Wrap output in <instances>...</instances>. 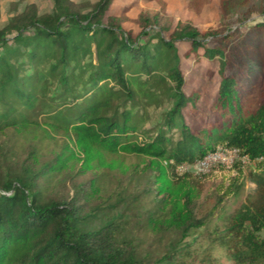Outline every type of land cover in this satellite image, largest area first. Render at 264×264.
<instances>
[{"label":"trees","instance_id":"trees-1","mask_svg":"<svg viewBox=\"0 0 264 264\" xmlns=\"http://www.w3.org/2000/svg\"><path fill=\"white\" fill-rule=\"evenodd\" d=\"M52 2L49 13L30 5L0 26V133L45 125L81 148L156 159L164 164L162 175L167 169L174 178L179 166L220 146L235 149L253 168L247 171L240 159L213 170L221 177L216 208L236 193L243 203L210 231L187 206L178 227L181 238L208 231L210 245L222 248L235 264H264V78L260 67L240 54L248 47L264 48V20L238 35L239 47L229 52L225 44L234 35L203 36L190 23H178L168 39L133 38L115 17L104 24L112 0H99L86 14L71 0ZM178 43L188 58L219 62L212 103L218 118L203 127L186 120L198 95L185 90ZM161 100L169 109L146 128L147 108ZM59 157L40 166L24 164L15 180L0 182V264H193L177 241L161 259H140L137 248L121 238L117 217L95 224L102 208L91 205L87 183L73 181L63 198L47 197L61 169ZM166 199L158 203L167 204Z\"/></svg>","mask_w":264,"mask_h":264},{"label":"rangeland","instance_id":"rangeland-1","mask_svg":"<svg viewBox=\"0 0 264 264\" xmlns=\"http://www.w3.org/2000/svg\"><path fill=\"white\" fill-rule=\"evenodd\" d=\"M71 1L77 10L86 14L99 0ZM0 5L1 27L30 5H35L39 14L53 9L52 0H0ZM112 17L118 19L127 34L133 38L141 37V41L159 34L168 39L180 22L190 23L203 36L216 32L232 34L234 37L225 44L232 52L239 47L237 36L264 20V0H112L104 24ZM147 22L150 25L147 26ZM143 31L148 32V36H141ZM177 47L187 81L185 90L188 93L196 91L198 95L196 106L186 110V120L193 127H203L218 118L212 103L220 82L219 62L203 57L197 62L193 56H185L187 49L183 44L178 43ZM240 54L253 60L264 78L263 46L248 47L247 52ZM260 85L261 81L257 89ZM169 107L170 103L162 100L149 106L146 128L159 123ZM57 156H60L58 166L61 169L46 189V196L63 198L71 192V182L87 183L88 200L91 205L100 204L102 208L95 224L117 217L122 228L121 238L137 248L140 259L150 262L161 259L177 241L179 248L188 250L194 258L193 264H235L222 248L212 247L208 239L209 229L220 224L223 216L233 213L243 203L241 194L236 193L216 208L221 177L212 172L219 166H212L209 172L201 174L190 165L178 174H192L195 178L181 181L179 175L174 178L167 169L163 176L161 166L164 164L156 159L123 150L109 153L81 148L73 140L62 134L56 135L42 125L34 131L9 129L0 133V182L15 180L24 164L40 166ZM242 163L247 171L253 168L247 159ZM159 188L162 191L156 193ZM162 196L167 198V204L158 203ZM188 200H191L190 204H187ZM187 206L194 218L207 223L208 231L199 229L189 237L181 238L178 224L186 219ZM206 257H209L208 261L204 259Z\"/></svg>","mask_w":264,"mask_h":264},{"label":"built area","instance_id":"built-area-1","mask_svg":"<svg viewBox=\"0 0 264 264\" xmlns=\"http://www.w3.org/2000/svg\"><path fill=\"white\" fill-rule=\"evenodd\" d=\"M240 159L241 158L237 150L220 147L209 153L201 160H197L192 164H183L179 166L177 168V172L182 173L186 170V167L188 168V166L191 165L192 167H196V169H198L201 174H205L210 171L212 166H224L230 168L236 161H239Z\"/></svg>","mask_w":264,"mask_h":264}]
</instances>
